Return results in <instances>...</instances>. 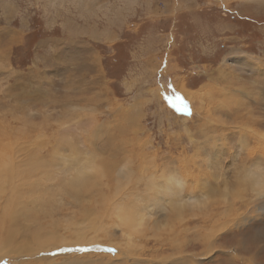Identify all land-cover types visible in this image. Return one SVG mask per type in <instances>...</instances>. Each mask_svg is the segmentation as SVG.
Returning <instances> with one entry per match:
<instances>
[{"label":"rangeland","instance_id":"rangeland-1","mask_svg":"<svg viewBox=\"0 0 264 264\" xmlns=\"http://www.w3.org/2000/svg\"><path fill=\"white\" fill-rule=\"evenodd\" d=\"M261 135L264 0H0V218L14 199L19 229L45 234L0 264H264V196L231 208L240 171L264 176ZM77 154L97 171L76 191L60 159ZM166 175L207 207L109 239L121 198L148 205Z\"/></svg>","mask_w":264,"mask_h":264},{"label":"bare ground","instance_id":"bare-ground-1","mask_svg":"<svg viewBox=\"0 0 264 264\" xmlns=\"http://www.w3.org/2000/svg\"><path fill=\"white\" fill-rule=\"evenodd\" d=\"M259 140H260V143L262 144L261 147L264 148V135H261ZM242 149H243V146H242ZM263 154L264 153H261V155H259V153L255 154L254 151H252L250 153V158L255 159L258 156H263ZM60 160H61V164L63 167L62 170L59 169L60 173H62V174L64 173L66 176L67 175L69 176L68 184L73 190L77 191V189H81V188H84V189L91 188V186L93 184H95V181H93L91 179L92 178L91 175L97 171V166H95V161H93V160L91 161V159L89 157L82 158L79 154H77L76 156L75 155L71 156L69 158L66 156H61ZM11 168H13V167L8 162H3L0 164V182L6 180L9 177L8 172L10 171ZM262 174H263V171L260 168L259 164L253 165V167H251L247 170L244 169L237 174V176H236L237 191L233 195V201H232V207L231 208H234L235 203L238 204L240 199H243L242 201H244V202H242V203H244L245 204L244 206L247 207L248 204H252L253 201H256L260 197L264 196V176H261ZM62 180H64V179H62ZM182 185H183V182L176 175H166V176L161 177L160 179H157V181L156 180L152 181L150 186H147L146 191L149 192L147 198L150 199V203L148 205L144 206L142 202H141L142 204L140 202L132 203V204H127V203L123 204L124 200H122V198H121V200L115 205L114 209L112 210V219L111 220H112L113 224H111L109 226V230H107V232H109L108 238L111 239V238L115 237V229H119L120 230V237L124 240L125 245L128 247H133L134 246V240L136 239V237L138 235L144 233V228L147 226L148 221L151 218L152 211L154 209L156 210L159 208V209H165L166 210V208L169 206L173 211H175V213L178 212L179 214H181V213L183 214L185 209L187 207H190V205L196 209H199V208L203 209V208L207 207L208 204H207V197L206 196L204 198L202 197L203 199L201 201L195 200L194 203H192L190 205L188 204L189 200L183 201L182 200V190H183ZM122 186H123V184H122ZM225 191H227V189H225ZM249 194L252 196V198H254L253 201L251 200V198L250 199L246 198L247 195H249ZM227 195H228V192L224 195V198L222 200L223 202L227 203V200H228V197L230 196V194L228 196ZM201 196H203V195H201ZM194 198H192V199H194ZM165 201H166V203H164ZM14 202H15L14 199L10 200L9 205L6 206L4 213L0 218V259H2L1 257L8 255V254L9 255L10 254H22L25 256L35 254L38 251L33 250L32 244L28 241L31 240L33 235L34 236L37 235L35 238L33 237V239H37L38 240L37 243L40 244L41 239H42L41 235H45L42 233L40 235V232L38 230L39 227L36 228L37 231L33 234L30 231L31 230L29 228L30 226H28V227L23 226L24 227V228L22 227L23 230L19 229L20 224L17 222L18 219L17 218L15 219V215L18 214V211H16V209H19V207L14 208L12 211V206H13ZM16 202H18V201H16ZM242 203H240V206ZM257 203L258 202H256L254 204V202H253V205L255 206ZM22 204H23V202H22ZM103 204H104V202H103ZM113 204H115V203H113ZM229 206H230V203H229ZM21 207H22V205H21ZM111 207H112V205H111ZM110 209L111 208H109V207H108V210L106 209L108 211V213H109ZM205 215H202V216H205ZM194 216H196V215H194ZM235 217L236 218H233L234 220L239 219L238 215ZM114 218L116 219L115 221H114ZM242 219H240L241 223H242ZM235 223L236 222L233 221L234 225H235ZM155 224H156L155 227L158 226L157 222ZM237 224H239L238 221H237ZM97 226L93 227V225L91 224L90 228L92 231L89 234H91V235H92V233H93V235L96 234L98 231ZM157 228L161 229L159 227H157ZM74 229H77V228L75 227ZM81 230H83V232H84V230L86 231V230H88V228L84 227V229H80V231ZM21 231H23V233L20 234L21 239H22L20 242L16 238L17 236L15 234L19 233ZM77 235H79V234H77ZM47 236H49V234L44 236V240L46 242L50 241V239H48ZM81 236L84 237L85 234H82ZM81 236L79 235V238H80L79 245H83V243L85 244V242L82 240ZM51 238H53V237H51ZM115 238H117V237H115ZM26 241L28 243L25 244L24 242H26ZM94 242H96V241L95 240H91V241L89 240V242L87 244L92 245V244H95ZM75 244L76 243H74V245ZM47 247H48V245L45 247H42V249L44 250Z\"/></svg>","mask_w":264,"mask_h":264}]
</instances>
